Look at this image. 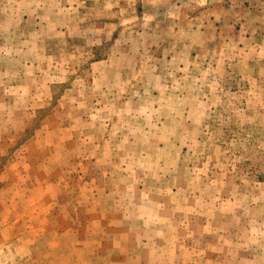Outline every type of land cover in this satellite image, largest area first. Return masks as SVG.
<instances>
[{"label": "rangeland", "instance_id": "obj_1", "mask_svg": "<svg viewBox=\"0 0 264 264\" xmlns=\"http://www.w3.org/2000/svg\"><path fill=\"white\" fill-rule=\"evenodd\" d=\"M0 264H264V0H0Z\"/></svg>", "mask_w": 264, "mask_h": 264}]
</instances>
